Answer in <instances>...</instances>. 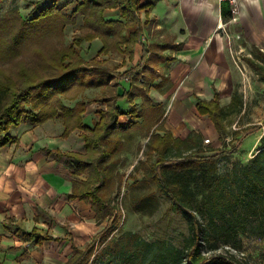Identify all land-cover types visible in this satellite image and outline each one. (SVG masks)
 Returning <instances> with one entry per match:
<instances>
[{
    "label": "trees",
    "instance_id": "1",
    "mask_svg": "<svg viewBox=\"0 0 264 264\" xmlns=\"http://www.w3.org/2000/svg\"><path fill=\"white\" fill-rule=\"evenodd\" d=\"M148 5L140 4L137 0H83L72 12L52 4L31 18L22 17L16 7L1 16L0 36L5 34L12 43L6 49L9 56L20 54L16 47L22 40L61 34L66 26L75 24L77 15L83 16L82 26L86 33L75 37L67 48L56 51L50 76L42 74L38 79L24 78L17 85L0 90V148L18 144V138L11 136L8 131L25 120L40 125L61 116L65 135L86 127L82 124L84 104L77 102L80 103L79 109L67 107L61 97L80 83L102 87L110 85L115 76L104 67V60L97 56L120 51L121 45L125 46V53L131 54L139 36L141 22L138 12ZM111 8L119 9L123 22L103 19L104 10ZM231 17L230 8L224 5L223 20ZM96 39L101 41L102 47L95 58L85 61L77 45ZM244 61L255 72L258 80L264 82V52L255 47L251 57H246ZM48 64L47 60L43 65ZM125 73L129 74L128 71ZM85 75L96 76L97 80H82L78 83ZM138 77V74H134L133 81ZM119 86L116 81L113 87L117 89ZM138 90L139 93L132 90L117 93L116 97L100 99L105 109L98 110L99 120L82 135L85 146L83 155L55 152L58 159L67 156L72 173L85 178L83 181H73L70 198L89 203L97 223H106L96 236L98 241L94 238L83 251L75 250L68 264H244L229 250L222 255L217 249L220 245L236 249L234 241L246 233L264 238V136L251 163H238L226 172L214 174L213 181L209 183L210 190L205 196H200L197 187L181 184L175 175L184 170L196 169L203 162L215 165L220 158L236 152L248 135L264 127L262 124L236 129L231 132L230 141H226L227 116L235 113L239 105L236 95L231 98L227 109L220 106L217 93L210 101L197 99V111L207 115L214 124L220 148L203 146L199 134H190L184 140L174 138L159 125L148 136L150 153L146 157L147 162L139 163V166L144 170V175L157 185L158 192L168 199L170 211L185 220L187 234L182 236L179 245L161 239L148 241L130 231L115 235L116 225L110 224L117 223L115 215L118 211L110 195L120 181L117 155L124 144L122 135L139 125L138 122L122 124L119 119L126 114L139 118L145 115L146 110H155L150 108L148 89L141 87ZM138 94L142 104L141 110L136 111L134 100ZM120 98L128 100L131 108L129 112L120 111L117 106ZM161 131L164 134H159ZM44 152L50 154L48 150ZM154 156L156 161L149 163ZM171 175L175 177L171 178ZM45 239L38 237L39 241Z\"/></svg>",
    "mask_w": 264,
    "mask_h": 264
},
{
    "label": "crops",
    "instance_id": "2",
    "mask_svg": "<svg viewBox=\"0 0 264 264\" xmlns=\"http://www.w3.org/2000/svg\"><path fill=\"white\" fill-rule=\"evenodd\" d=\"M37 1L53 2L71 12L83 2ZM137 1L149 5L138 12L139 36L131 54L124 52V45L120 47L125 58L120 64L131 65L128 71L138 74L140 82L129 87L119 83L118 94L132 88L139 93L143 87L148 89L150 108L163 105L165 109L161 118L151 123L144 115H122L126 119L121 122L120 117L119 122H138L134 128L150 124L147 140L159 125L174 138L184 140L194 133L201 136L202 144L205 139L218 143L214 124L197 111V99L210 101L217 93L220 106L228 108L234 96L232 80L237 75L231 45L264 52V0H236L234 4L219 0ZM224 5L232 12L226 21L222 18ZM79 17L83 21V16ZM102 17L123 22L118 8L104 10ZM134 101L136 111L141 110L139 94ZM57 128L59 135L62 127L57 124ZM27 136H18V144L0 148V264H68L75 250L83 251L106 223H97L89 203L70 198L73 181L85 179L72 173L70 160L40 151L73 149L72 143H59L55 134ZM38 237L46 239L39 241Z\"/></svg>",
    "mask_w": 264,
    "mask_h": 264
},
{
    "label": "rangeland",
    "instance_id": "3",
    "mask_svg": "<svg viewBox=\"0 0 264 264\" xmlns=\"http://www.w3.org/2000/svg\"><path fill=\"white\" fill-rule=\"evenodd\" d=\"M52 4L53 2L39 4L37 0H0V17L14 7L19 10L20 15L24 18L35 17L41 9ZM55 5L63 7L62 5ZM66 11L71 12L70 10ZM79 16H76L75 24L66 26L61 34L57 33L43 38L40 36L22 40L18 47H16L20 50L18 56L6 54L7 47L11 46L12 43L6 39L5 34L0 36V90L6 86L12 87L13 85H17L24 78L38 79L42 74L50 76L53 69V56L56 51L67 48L73 43L75 37L86 33L85 28L81 24L83 21ZM12 31L14 32V30ZM98 40L96 39L90 44L87 41H83L77 45L80 55L85 61H89L97 56L98 51L101 49V44H99ZM236 44L231 45L234 55L231 62L234 63L233 66L237 71L236 79L232 80V83L234 84V95L238 99L240 98V100L235 113L229 114L226 119L227 142L231 139V132L236 129L264 124V83L258 80L255 72L244 61V57L251 55V49L247 47L242 50ZM123 55L120 51L114 50L109 52V54L97 56L100 60H104L102 62V64L104 63V67L115 76L109 86L102 87L94 84L86 85L85 83H80L82 80L83 82L93 81V79H95L94 81L97 80L96 76L85 75L78 80L80 84H77V86L61 97L67 107L79 109V104H84L85 114L82 118V124L86 127L82 130L76 129L67 135L63 134L65 129L64 121L59 116L40 125L25 120L19 126L10 127L8 133L16 138L23 135L42 137L44 135L55 134L56 139L58 137L59 143L65 141L73 145V149L65 148L66 150L62 149L58 151L83 155L85 153L84 142L80 144L79 141H84L82 135L87 128L92 129L94 127L97 122L98 110L105 109V104L100 99L106 96L116 97L115 95L121 92L119 88L113 87L116 81L120 80L119 83L126 85V87H129L130 83L140 82V80L133 81L132 77L134 73L128 71L132 69L131 65H127L126 63L120 64V61L125 59ZM47 60L49 64L48 66H44L43 64ZM123 69H127L129 74L125 73L126 71H122ZM121 99L123 98L117 100V106L121 110H124V112H129L131 108L128 106V100L124 98L122 102ZM77 102L80 103L77 104ZM137 102L139 105V100ZM164 109L165 107L162 105L160 108L155 107L154 112L150 109L146 110L144 116L148 121L147 123L161 118ZM127 115H124V117ZM125 119L121 117L120 121L123 122ZM128 119L131 118L128 116ZM130 121L133 120L131 119ZM51 122L52 124L49 126ZM57 124L62 127V129L60 128L61 132L59 135H57ZM148 126L151 125L143 124L139 128H133L130 132L122 135L124 144L117 155V172L120 174V181L115 185V189L110 195L111 201L118 211L115 215L117 223L114 222L115 224L112 223L110 225H116L117 230L115 231V235H121L125 231H130L139 234L143 239L148 241L161 239L179 245L182 236L187 234L185 220L170 211L168 199L158 192L157 185L144 175V170L139 166V163L147 162L146 157L150 153L149 148L151 144H147L148 140L146 139L148 130H150ZM262 136H264V127L248 135L242 140V146L236 152L220 158L215 165H210L207 162L200 163L196 166V169H188L175 174L177 175L176 179L183 185L197 187L200 196H205L210 190L209 183L213 181L214 174L226 172L238 163L241 165L251 163L259 151ZM66 138L69 139L63 140ZM209 140V144L203 141V145L221 147V144L213 142L211 139ZM49 148L50 151L46 148H41L40 151L48 150L50 152L49 155L56 157V149ZM65 158L69 159L67 156ZM155 158L154 156L153 160H149V163H154L156 161ZM214 169L215 171H213ZM175 175H171V178H174ZM196 201H198V197ZM238 238V240L234 241L236 249H229V247L220 245L217 252L225 255L226 251L229 250L244 264H264V238H259L248 233Z\"/></svg>",
    "mask_w": 264,
    "mask_h": 264
},
{
    "label": "built area",
    "instance_id": "4",
    "mask_svg": "<svg viewBox=\"0 0 264 264\" xmlns=\"http://www.w3.org/2000/svg\"><path fill=\"white\" fill-rule=\"evenodd\" d=\"M219 2L221 3H229V4H234L236 3V0H219ZM204 143L208 144L210 143L209 139H205Z\"/></svg>",
    "mask_w": 264,
    "mask_h": 264
}]
</instances>
